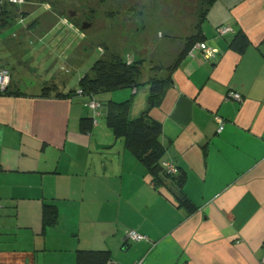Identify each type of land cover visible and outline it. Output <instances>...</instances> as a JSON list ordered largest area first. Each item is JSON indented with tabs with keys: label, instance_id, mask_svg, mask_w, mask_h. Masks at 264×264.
<instances>
[{
	"label": "crops",
	"instance_id": "obj_1",
	"mask_svg": "<svg viewBox=\"0 0 264 264\" xmlns=\"http://www.w3.org/2000/svg\"><path fill=\"white\" fill-rule=\"evenodd\" d=\"M21 24L0 36V53L12 56L0 54L11 72L0 94V264H86L78 263L80 250L104 252L115 264H260L264 0L213 2L201 28L217 50L205 57L189 49L171 72L156 73L171 79L148 113L161 127V161L184 176L181 189L171 175L154 180L107 125L105 107L93 112L90 95L79 93L97 51L88 35L46 8ZM219 26L231 30L218 35ZM239 32L247 39L242 52L231 47ZM147 68L142 82L155 75ZM47 83L74 92L42 96ZM148 94V84L131 89L130 117L146 110ZM84 118L90 130H82ZM127 229L147 239L126 241Z\"/></svg>",
	"mask_w": 264,
	"mask_h": 264
},
{
	"label": "rangeland",
	"instance_id": "obj_2",
	"mask_svg": "<svg viewBox=\"0 0 264 264\" xmlns=\"http://www.w3.org/2000/svg\"><path fill=\"white\" fill-rule=\"evenodd\" d=\"M31 1L38 3L36 10L27 11L22 18L12 20L5 27L6 31L0 35L1 37L7 34L14 35L12 34L14 30L23 27L21 21L23 20L24 25L32 21L45 11L44 3H46L47 9L55 15L70 17L79 25L86 24L84 31L88 35L87 40L93 41L92 44L97 50L91 60L86 63L87 69L99 58H102V62L108 65L116 61L120 55L131 54L136 60H142L146 64L150 74H161L198 33L199 25L211 0ZM26 6L31 10L30 8L34 5L25 4ZM21 7L23 8L24 5ZM66 21L67 19L64 18L65 23ZM68 25L75 28L73 24L68 23ZM70 36L75 37L73 33H70ZM98 46L102 51L101 57ZM0 54L12 60L11 55L4 52ZM24 77L27 78V74ZM35 78L31 80L36 82ZM72 82L74 79L71 80ZM130 94V88H122L114 91H101L95 96L103 104L104 101L121 102L133 99L135 96Z\"/></svg>",
	"mask_w": 264,
	"mask_h": 264
},
{
	"label": "trees",
	"instance_id": "obj_3",
	"mask_svg": "<svg viewBox=\"0 0 264 264\" xmlns=\"http://www.w3.org/2000/svg\"><path fill=\"white\" fill-rule=\"evenodd\" d=\"M216 0H211L208 4L207 9L205 10L204 18L209 10L210 6ZM44 3V2H41ZM25 4L36 5L38 3H33L31 0H24L22 4H11L7 3V0L4 1L2 6V15L0 17V27L5 26L15 20L18 17H23L26 15L27 11L21 9ZM46 5L47 9V4ZM27 7V6H26ZM61 16V15H60ZM67 19L66 24L72 23L76 26L81 33H85L74 19L66 16H61ZM204 18L199 25L198 33L193 36L191 41H189L182 51L179 52L175 61L170 64L167 68V72H171L178 61L186 55L189 49H193L194 45L198 43H203L204 34L201 28V25L204 21ZM23 22V20L21 21ZM80 32H77L79 35ZM205 43V42H204ZM247 44V39L243 33L239 32L231 42V47L242 52L244 47ZM146 65L142 60H136L134 55L127 54L124 56H118L116 61L114 60L110 64H104L102 58H99L95 61L90 69L85 72V74L79 80V93H84L90 95V101H96L99 103L100 107L93 111L98 112L102 105L105 107V120L107 125L111 128L116 137H122L125 148L132 153L145 167L146 171L150 173L154 180L161 179V175H171L167 174L166 170L162 166L161 157L164 153V145L160 142L159 136L161 134V127L158 123L154 122L150 117L148 110L155 106L160 96L162 95L166 83L171 79L168 77L158 76L156 73L148 80L141 81L142 72ZM0 68L6 69L9 74V82L5 88L6 93L9 91V84L11 79V72L8 68L0 66ZM170 74V73H169ZM149 85V94L147 97V108L144 111H141L136 117H130V111L132 108L133 99L115 102V101H104L103 104L94 99V95L101 91H114L122 88H130L136 90L141 85ZM54 83L44 84L40 94L49 95L54 93L55 95L69 97L74 92L70 90L69 92H60ZM15 93H20L16 91ZM1 94V93H0ZM92 119H83L82 120V130H90ZM175 179L176 186L178 189H181V186L184 182V176L178 173L176 175H171ZM178 202L186 208L188 212L195 210L193 203L185 196L177 195ZM53 219H47L46 221L50 223ZM78 263L86 264H95L100 261H104V264L111 262L109 256L104 252H91V251H78Z\"/></svg>",
	"mask_w": 264,
	"mask_h": 264
},
{
	"label": "built area",
	"instance_id": "obj_4",
	"mask_svg": "<svg viewBox=\"0 0 264 264\" xmlns=\"http://www.w3.org/2000/svg\"><path fill=\"white\" fill-rule=\"evenodd\" d=\"M4 1L5 0H0V17L2 15V6H3ZM7 3L22 4V3H24V0H7ZM230 30H231V28L229 26H219L217 28V33H218V35H222V34L228 32ZM77 31L79 32V30H77ZM80 34H81V36H83V33L80 32ZM194 48H199L202 51H204L205 57L212 55V53L217 50L216 48L208 47L207 44L204 42L194 45L193 49ZM8 82H9V74H8L7 70L0 68V93L5 91V88L8 84ZM232 97L235 99H240V96L238 94H235V93L232 94ZM88 106L90 107V109L92 111H95L100 107L99 103L96 101H93V100H91L88 103ZM215 120L220 124L218 130H221L223 121L218 116L215 117ZM162 166L166 170L167 174H171V175L177 174V169L173 163L163 161ZM124 238L126 239V241H131V242L142 241V240L147 239V237L145 235L140 234L133 229H127L125 234H124ZM107 264H115V263L113 261H111V262L109 261ZM133 264H142V262L138 261V262H134ZM260 264H264V257L261 259Z\"/></svg>",
	"mask_w": 264,
	"mask_h": 264
},
{
	"label": "water",
	"instance_id": "obj_5",
	"mask_svg": "<svg viewBox=\"0 0 264 264\" xmlns=\"http://www.w3.org/2000/svg\"><path fill=\"white\" fill-rule=\"evenodd\" d=\"M86 28V24L81 25V29L84 30Z\"/></svg>",
	"mask_w": 264,
	"mask_h": 264
}]
</instances>
